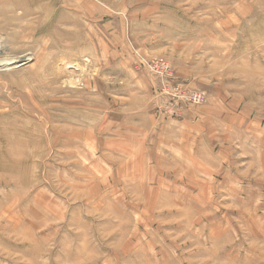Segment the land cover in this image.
Wrapping results in <instances>:
<instances>
[{
    "label": "rangeland",
    "instance_id": "rangeland-1",
    "mask_svg": "<svg viewBox=\"0 0 264 264\" xmlns=\"http://www.w3.org/2000/svg\"><path fill=\"white\" fill-rule=\"evenodd\" d=\"M13 1L0 264H264V0Z\"/></svg>",
    "mask_w": 264,
    "mask_h": 264
},
{
    "label": "crops",
    "instance_id": "crops-1",
    "mask_svg": "<svg viewBox=\"0 0 264 264\" xmlns=\"http://www.w3.org/2000/svg\"><path fill=\"white\" fill-rule=\"evenodd\" d=\"M152 118L153 117L150 116V123L146 128V145L148 146L147 154L152 151V153L155 155H153L154 159L152 160L158 161L161 152L163 153L164 151V148H168L170 146L174 148L173 151L177 157L178 155H181V157L184 159V156L186 157V155L191 154L189 151V147L192 145V143H190V139H192V131L189 129L191 126V118L185 117V119L181 122H157L152 120ZM169 159L178 161V158L172 157Z\"/></svg>",
    "mask_w": 264,
    "mask_h": 264
},
{
    "label": "bare ground",
    "instance_id": "bare-ground-1",
    "mask_svg": "<svg viewBox=\"0 0 264 264\" xmlns=\"http://www.w3.org/2000/svg\"><path fill=\"white\" fill-rule=\"evenodd\" d=\"M20 5L16 4L13 0H0V16L8 14H16ZM31 13L24 11L22 17L28 18ZM6 46L0 41V61L16 62L17 66L25 65L29 62V54H21L14 56H4ZM31 57V56H30ZM64 132V131H63ZM37 151V150H36Z\"/></svg>",
    "mask_w": 264,
    "mask_h": 264
},
{
    "label": "built area",
    "instance_id": "built-area-1",
    "mask_svg": "<svg viewBox=\"0 0 264 264\" xmlns=\"http://www.w3.org/2000/svg\"><path fill=\"white\" fill-rule=\"evenodd\" d=\"M204 96L202 93H195L192 97V102L194 104H201L203 102Z\"/></svg>",
    "mask_w": 264,
    "mask_h": 264
}]
</instances>
